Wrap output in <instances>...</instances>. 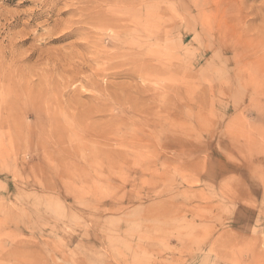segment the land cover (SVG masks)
Returning <instances> with one entry per match:
<instances>
[{"label": "rangeland", "instance_id": "rangeland-1", "mask_svg": "<svg viewBox=\"0 0 264 264\" xmlns=\"http://www.w3.org/2000/svg\"><path fill=\"white\" fill-rule=\"evenodd\" d=\"M39 1L0 0V264H264V0Z\"/></svg>", "mask_w": 264, "mask_h": 264}, {"label": "bare ground", "instance_id": "bare-ground-1", "mask_svg": "<svg viewBox=\"0 0 264 264\" xmlns=\"http://www.w3.org/2000/svg\"><path fill=\"white\" fill-rule=\"evenodd\" d=\"M40 1H41V0H40ZM40 1H39V2H40ZM73 1H74V0H73ZM81 1H82V0H81ZM106 1L109 2V1H118V0H106ZM78 2H79V0H78ZM92 2H93V0H92ZM41 3H42V2H41ZM71 3H72V2H71ZM76 4H77V3H76ZM70 5H71V4H70ZM104 5H105V4H104ZM74 6H75V5H74ZM76 6H77V5H76ZM103 7H104V6H103ZM77 8H78V7H77ZM88 12H89V11H88ZM97 12H98V11H97ZM97 12H94V13H97ZM89 15H92V16L87 17V18L89 19V21H90V22H93L94 27L96 26V27H98L99 29L106 28V26H108V25L110 26V24H111L112 21H113V20H112L113 16H112L110 13H109V14L107 13V15H106V14H104V12H101V11H100L99 13L94 14V16L97 15L96 17L93 16V12H92L91 14H89ZM47 16H48V15H47ZM86 16H87V15H86ZM82 17H83V15H82ZM90 17H91L94 21L91 20ZM111 17H112V18H111ZM84 18H85V17H84ZM84 18H83V19H84ZM74 19H75V18H74ZM74 19H73V20H74ZM88 19L86 20V18H85L86 21H88ZM114 19H115V18H114ZM71 20H72V19H70V21H71ZM73 20H72V21H73ZM86 21L83 20L82 23H84V22H86ZM110 21H111V22H110ZM68 22H69V21H68ZM113 22H114V21H113ZM69 23H70V22H69ZM76 23L79 24L78 21H77ZM80 23H81V22H80ZM87 23L89 24V22H87ZM85 24H86V23H85ZM90 24H91V23H90ZM114 24H115V23H114ZM69 25H70V24H68V26H69ZM74 25H75V24H74ZM91 25H92V24H91ZM109 26H108V27H109ZM94 27H93V28H94ZM108 27H107V28H108ZM69 28H70V27H69ZM71 28H72V27H71ZM75 28H76V27H75ZM123 28H124V27H123ZM62 30H63V29H62ZM67 30H68V29H67ZM65 31H66V30H65ZM121 31H122V30H121ZM127 31H128V30H127ZM141 31H142V30H141ZM61 32H62V31H61ZM125 32H126V31H125ZM129 32H130V31H129ZM119 33H120V32H119ZM123 33H124V32H123ZM130 33L132 34V32H130ZM121 34H122V32H121ZM124 34L128 35V33H124ZM71 36H72V32H64V33H62V35L59 37V40H65V39H67V38H70ZM132 36H133V35H132ZM125 39H126V38H125ZM120 40H121V39H120ZM128 50H129V49H128ZM121 52H122V51H121ZM121 52H120V54H121ZM130 52H132V51H130ZM130 52H127V53L129 54ZM12 53H13V52H12ZM127 53H126V54H127ZM120 54H119V55H120ZM13 55H14V54H13ZM114 55L116 56L117 54H114ZM130 55H131V54H130ZM132 55H133V54H132ZM138 55H139V54H138ZM30 56H31V55H30ZM118 57H119V56H118ZM126 57H127V56H126ZM126 57H123V58H125V59H123V60H126ZM128 57H129V56H128ZM128 57H127V58H128ZM28 58H29V57H28ZM96 58H97V57H96ZM134 58H135V57H133V59H134ZM11 59H12V58H11ZM131 59H132V56H131ZM137 60H138V59H137ZM117 61H118V62H117L118 65H121V64L123 63V62H122V63L119 64V61L121 62L122 59L117 60ZM134 61H136V60L134 59ZM126 62H127V61H125L124 63L126 64ZM131 62H132V61H131ZM131 62L129 61V64H130ZM13 63H14V62H13ZM127 63H128V62H127ZM143 63H144V61H143ZM129 64H128V66H130ZM139 64H140V63H139ZM118 65H117V67H119ZM126 65H127V64H126ZM126 65H125V66H126ZM147 65H148V64H147ZM122 66H124V65H122ZM122 66H121V68L123 69ZM112 67H114V66L112 65ZM126 67H127V66H126ZM82 68H83V67H82ZM119 69H120V68H119ZM132 69H133V67H132ZM120 70H121V69H120ZM123 70H124V69H123ZM127 70H128V68H127ZM136 70H137V69L135 68L134 73H135ZM140 71H142V70H140ZM140 71H139V73H141ZM117 72H119V71L117 70ZM121 72L123 73V71H121ZM131 72H132V73H131ZM127 73H131V74L134 75V73H133L132 70H131L130 72L127 71ZM131 74H130V75H131ZM136 74H138L137 71H136ZM141 75H142V74H141ZM139 76H140V75H139ZM61 84H62V83H61ZM84 93H85V92H84ZM33 97H34L33 95H31V97H28V99H30V102H33V101H34V98H33ZM52 97H53V96H52ZM28 99H27V100H28ZM39 100H40V99H39ZM40 101H41V100H40ZM57 101H58V100H57ZM49 103H50V102H49ZM31 104H32V103H31ZM37 104L39 105V107L41 106V103H39L38 100H37ZM63 104H64V103H63ZM3 105H4V106H7V105H9V103H8L7 100H5V99H1V98H0V106H3ZM22 105H23V103H22ZM35 105H36V104H35ZM10 106H11V105H10ZM28 106H29V105H28ZM12 108H13V107H12ZM16 111H17V110H16ZM52 112H53V111H52ZM19 113H20V110H19ZM53 113H54V112H53ZM19 115H20V114H19ZM69 115H70V114H69ZM4 117H5V116H4ZM20 117H21V116H20ZM47 117H48V116H47ZM55 119H56V118H55ZM65 119H66V118H65Z\"/></svg>", "mask_w": 264, "mask_h": 264}]
</instances>
